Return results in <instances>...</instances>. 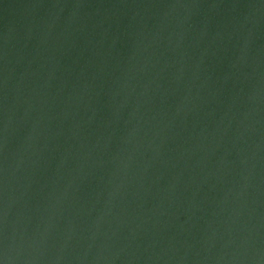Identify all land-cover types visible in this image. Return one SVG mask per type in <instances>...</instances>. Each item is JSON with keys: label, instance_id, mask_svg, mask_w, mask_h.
Returning <instances> with one entry per match:
<instances>
[{"label": "water", "instance_id": "obj_1", "mask_svg": "<svg viewBox=\"0 0 264 264\" xmlns=\"http://www.w3.org/2000/svg\"><path fill=\"white\" fill-rule=\"evenodd\" d=\"M0 264H264V0H0Z\"/></svg>", "mask_w": 264, "mask_h": 264}]
</instances>
